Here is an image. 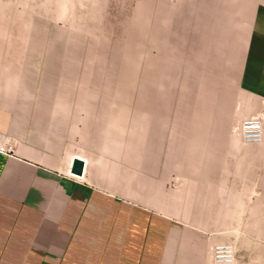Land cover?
I'll return each mask as SVG.
<instances>
[{"label": "crops", "instance_id": "1", "mask_svg": "<svg viewBox=\"0 0 264 264\" xmlns=\"http://www.w3.org/2000/svg\"><path fill=\"white\" fill-rule=\"evenodd\" d=\"M230 2L173 9L166 34L157 35V59L161 39L162 61L171 63L163 73L162 113L172 124L185 106L207 108L212 100L221 116H264V6ZM183 65L187 86L177 80ZM35 92L0 79V146H11L0 152V264H214L206 215L180 201L149 199L142 165L133 168L101 149L83 106L20 100V93ZM227 136L235 142V166L219 172L235 174V204H258L264 138L240 144ZM76 159L84 161L83 175L73 173ZM227 185L221 179L224 206Z\"/></svg>", "mask_w": 264, "mask_h": 264}, {"label": "rangeland", "instance_id": "2", "mask_svg": "<svg viewBox=\"0 0 264 264\" xmlns=\"http://www.w3.org/2000/svg\"><path fill=\"white\" fill-rule=\"evenodd\" d=\"M211 1L0 0V79L36 91L20 93V100L83 106L85 123L93 120L100 148L120 154V162L133 168L142 165L149 199L180 201L185 210L206 215L213 248L232 244L235 264H264V185H257L258 204L245 199L235 204V174L219 172L235 166V142L226 141V135L242 144L240 125L251 114L221 116L213 100L207 108L185 106L175 124L162 113L163 73L171 69L162 61V34L173 9ZM238 5L255 9L264 0H238ZM185 65L177 73L179 86H187ZM188 100L187 94L180 95L182 103ZM226 118L230 124H224ZM259 166L263 169L264 162ZM221 179H227V206L220 203L225 201Z\"/></svg>", "mask_w": 264, "mask_h": 264}, {"label": "built area", "instance_id": "3", "mask_svg": "<svg viewBox=\"0 0 264 264\" xmlns=\"http://www.w3.org/2000/svg\"><path fill=\"white\" fill-rule=\"evenodd\" d=\"M241 139L244 143H260L264 138V118L261 115L249 116L240 125ZM0 151L10 153V145H1ZM214 264H235L236 251L229 242L217 243L213 248Z\"/></svg>", "mask_w": 264, "mask_h": 264}, {"label": "water", "instance_id": "4", "mask_svg": "<svg viewBox=\"0 0 264 264\" xmlns=\"http://www.w3.org/2000/svg\"><path fill=\"white\" fill-rule=\"evenodd\" d=\"M84 161L81 159H76L73 165V173L78 175H83Z\"/></svg>", "mask_w": 264, "mask_h": 264}, {"label": "bare ground", "instance_id": "5", "mask_svg": "<svg viewBox=\"0 0 264 264\" xmlns=\"http://www.w3.org/2000/svg\"><path fill=\"white\" fill-rule=\"evenodd\" d=\"M262 116V118H264V116L263 115H261ZM1 152V151H0Z\"/></svg>", "mask_w": 264, "mask_h": 264}]
</instances>
